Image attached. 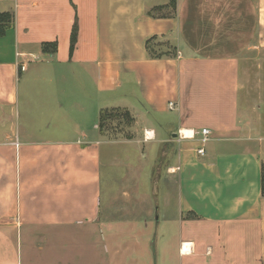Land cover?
I'll return each instance as SVG.
<instances>
[{"label": "crops", "instance_id": "1", "mask_svg": "<svg viewBox=\"0 0 264 264\" xmlns=\"http://www.w3.org/2000/svg\"><path fill=\"white\" fill-rule=\"evenodd\" d=\"M170 3L0 0V264H155L161 173L163 264H264V0ZM154 38L175 53L152 58ZM114 108L132 138L100 132ZM172 112L161 136L149 118ZM153 143L152 190L134 181L136 207L109 215L104 168Z\"/></svg>", "mask_w": 264, "mask_h": 264}, {"label": "rangeland", "instance_id": "2", "mask_svg": "<svg viewBox=\"0 0 264 264\" xmlns=\"http://www.w3.org/2000/svg\"><path fill=\"white\" fill-rule=\"evenodd\" d=\"M178 119V112H172L168 114V116H152L149 118L151 122H153V125H156L159 127V132L161 133V136L165 135V129L164 127H160L159 122L162 121H175ZM158 124V125H157ZM107 129H109L108 135L116 136L117 134L127 135L128 134V127L127 124L124 122H108ZM147 146H151V149L149 150V155L146 156V159L143 161L136 160V157L133 156V159L131 161H123L117 162L116 165L111 167H107V169L104 168L103 171V182L106 183V187L104 186V189L106 188V191H104L103 196V210L106 213H109V215H117V214H125L129 213L133 210L135 206L133 198L136 196L133 195L132 198L130 197H124L123 191L124 190H131L134 185V181L139 180L141 184L142 191H151L152 190V178H153V169L152 166L154 164V160L159 158V151H160V145L157 143L148 144ZM120 153H118L120 158H125V149L121 148L119 150ZM118 151V152H119ZM117 155V154H116ZM159 162V161H158ZM160 163V164H159ZM158 163V172L157 175H159L161 162ZM162 174V179L157 185V189L159 191V198L156 207L159 209V213L155 214L153 217V224H151V228L155 231L156 230V238L152 239L153 241V250L154 257H156L155 264H163V259L161 258V249L163 247L164 242V233L163 228L165 226H168L164 223V218L161 219L159 223L160 216H172L177 211V202H176V184L173 182L171 186H168L167 183L164 181V174ZM167 190L171 191L170 196V205L165 207V194ZM112 194V195H111ZM111 196H116L117 199L114 201H110L109 198ZM136 207V206H135ZM144 217L139 218V221H143ZM152 223V222H151ZM155 225V226H154ZM170 225V224H169ZM155 245L157 246V249L155 248Z\"/></svg>", "mask_w": 264, "mask_h": 264}, {"label": "trees", "instance_id": "3", "mask_svg": "<svg viewBox=\"0 0 264 264\" xmlns=\"http://www.w3.org/2000/svg\"><path fill=\"white\" fill-rule=\"evenodd\" d=\"M170 6L172 8L176 7V0H171ZM13 23V16L8 13H0V37L5 36L7 29ZM77 39V27L74 29L73 36H72V47L71 50L74 49L75 43ZM157 39H151L147 42V50L150 56L154 59L162 58L164 56H169L170 54L175 53V48L170 46L169 43L158 42ZM53 50L50 52L51 54L56 53V47L53 46ZM48 50V45L44 47V51ZM115 121L124 122L127 124L128 128H131L135 122V119L130 111L121 108H114V109H104L100 112L99 117V129L100 132L110 138H116L120 135L117 134L116 136L108 135L109 129H107L108 122L112 123ZM124 137L132 138L130 134L124 135ZM261 191L264 197V164L262 165V176H261Z\"/></svg>", "mask_w": 264, "mask_h": 264}, {"label": "built area", "instance_id": "4", "mask_svg": "<svg viewBox=\"0 0 264 264\" xmlns=\"http://www.w3.org/2000/svg\"><path fill=\"white\" fill-rule=\"evenodd\" d=\"M21 70H22V71H25V70H26V66H25V65L21 66ZM170 107H171V108L174 107L173 103L170 104ZM202 135H203V140H204V142H206V141H208V137H209V135H210V131L207 130V129H204V130L202 131ZM204 153H205V152H204L203 149H201V150L198 151V154H200V155H204Z\"/></svg>", "mask_w": 264, "mask_h": 264}]
</instances>
